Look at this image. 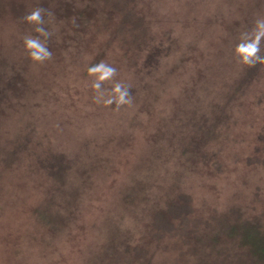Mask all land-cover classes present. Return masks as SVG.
Wrapping results in <instances>:
<instances>
[{
  "label": "rangeland",
  "instance_id": "374dc122",
  "mask_svg": "<svg viewBox=\"0 0 264 264\" xmlns=\"http://www.w3.org/2000/svg\"><path fill=\"white\" fill-rule=\"evenodd\" d=\"M250 2L139 0L138 12L145 18L150 44L171 48L159 58V73L143 78L144 53L132 54L125 50L126 44L121 47L120 38L112 39L109 32L115 27L113 19L107 22L106 30L97 19H90L84 28L82 20H77L83 8L98 16L104 10L103 0H0V86L11 82L16 90H24L19 103L8 108L7 122L0 123V145L5 142L10 150L13 143L9 145L8 139L25 124H33L37 135L32 141L40 138L41 148L73 154L89 143V152H83V159L78 161L83 163L98 158V153L91 151V141H95L103 157L97 171L89 175L87 194L71 229L46 247L38 241L39 233L29 215L43 196L45 190L41 188L47 185L35 156L40 148L30 145L29 154L22 152L23 159H17L12 171L2 176L0 264H86L99 248L104 221L110 213H119L118 197L130 174L145 157L169 155L167 149L158 151L162 143L157 145V135L164 121L178 124L177 118L170 120L174 109L194 108L180 103L182 90L207 76L201 73L203 70L214 75V92L227 88L226 82L232 78L224 75L232 66L223 74H215L210 67L217 61L215 53L223 49L228 26L245 16ZM258 5L251 10L254 23L264 17V0ZM38 6L53 13L52 17L45 16L44 25L53 32L48 42L53 59L34 67L24 51L23 37L37 34L22 17ZM209 21L213 28L208 29ZM101 60L118 69L116 79L131 85V91L141 90L144 82L151 84L152 90L164 83L150 114L131 121L139 103L115 111L114 105L105 107L93 102L87 68ZM110 87V83L105 85L106 89ZM241 101H237L229 127L221 129L226 137H222L216 156L219 168H206L202 174L184 175L182 179L180 188L191 194L195 208L206 204L221 210L232 202L264 204V165L246 162L259 145V132L264 131V76ZM171 165L167 169H173Z\"/></svg>",
  "mask_w": 264,
  "mask_h": 264
},
{
  "label": "trees",
  "instance_id": "16d2710c",
  "mask_svg": "<svg viewBox=\"0 0 264 264\" xmlns=\"http://www.w3.org/2000/svg\"><path fill=\"white\" fill-rule=\"evenodd\" d=\"M103 1L104 10L98 16L83 8L77 13V20H82L84 28L90 19H97L106 30L107 22L113 19L115 27L109 32L112 39L120 38L121 47L126 44L125 50L132 54L144 53L142 63L146 76L143 78H152L151 74L159 73L163 51L169 52L171 48L150 44L152 38L148 36L145 18L138 12L139 0ZM262 1L251 0L245 16L228 26L223 49L215 53L217 61L210 67L215 74L217 71L223 74L232 66L224 75L232 78L226 82L227 88L214 92L211 80L214 75L210 70H203L201 73L207 76L182 90L178 100L194 108L174 109L170 120L177 118L178 124L164 121L157 135L160 138L157 145L162 143L158 151L167 149L169 155L164 158L158 153L145 157L130 174L118 197L116 212L119 213H110L104 221L99 248L86 264H264V204L257 206L254 200L253 205L232 202L221 210L206 204L195 208L191 194L180 188L184 175L202 174L214 166L216 170L219 168L216 156L222 137H226L221 129L228 126L237 101L264 76V65L241 67L233 55L240 34L254 25L252 8ZM206 24L208 29L213 28L212 21ZM261 47L264 54V44ZM141 87L131 91L133 103H139L131 121L153 111V102L163 92L164 83L154 90L145 82ZM23 94L24 90H16L11 82L0 86V123L7 122L8 108L17 105ZM36 131L33 124H25L8 139L9 145L13 143L10 150L5 148L8 146L5 142L0 145V187H3L2 176L12 171L17 159H23L22 152L29 154L30 145L39 147V154L35 156L47 185L41 188L45 190L43 196L29 215L39 233L38 241L49 247L75 222L87 194L89 175L102 162V148L91 141V151H96L98 158L91 157L88 162L80 163L82 153L89 152V143L73 154L41 148L40 138L32 141ZM257 137L259 145L247 158V165H264V147H261L264 131ZM171 164L174 168L167 169L169 165L173 167Z\"/></svg>",
  "mask_w": 264,
  "mask_h": 264
},
{
  "label": "clouds",
  "instance_id": "9594fccd",
  "mask_svg": "<svg viewBox=\"0 0 264 264\" xmlns=\"http://www.w3.org/2000/svg\"><path fill=\"white\" fill-rule=\"evenodd\" d=\"M45 16L52 17L53 13L38 6L22 17L23 22L32 25L33 31L37 34L23 37L24 51L34 67L44 66L46 62L53 59V53L48 47L53 32L44 27ZM72 22L75 24V19ZM262 44H264V17L256 19L249 31L240 34L239 42L233 50L237 63L246 68L264 65ZM87 76L90 79L94 103L105 107L114 105L115 111H119L124 106L132 105L131 85L116 79L118 69L114 65L101 60L87 68ZM109 83L111 87L106 89L105 85Z\"/></svg>",
  "mask_w": 264,
  "mask_h": 264
}]
</instances>
